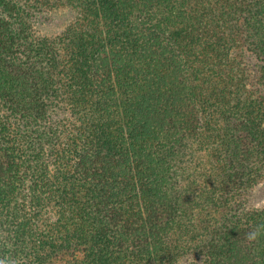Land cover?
Here are the masks:
<instances>
[{
  "label": "trees",
  "instance_id": "obj_1",
  "mask_svg": "<svg viewBox=\"0 0 264 264\" xmlns=\"http://www.w3.org/2000/svg\"><path fill=\"white\" fill-rule=\"evenodd\" d=\"M263 182L264 0H0V258L264 264Z\"/></svg>",
  "mask_w": 264,
  "mask_h": 264
},
{
  "label": "rangeland",
  "instance_id": "obj_2",
  "mask_svg": "<svg viewBox=\"0 0 264 264\" xmlns=\"http://www.w3.org/2000/svg\"><path fill=\"white\" fill-rule=\"evenodd\" d=\"M63 21L62 16L56 15L40 20L37 27L42 33H55L61 29ZM257 201H264V182L253 191V202L256 204Z\"/></svg>",
  "mask_w": 264,
  "mask_h": 264
},
{
  "label": "clouds",
  "instance_id": "obj_3",
  "mask_svg": "<svg viewBox=\"0 0 264 264\" xmlns=\"http://www.w3.org/2000/svg\"><path fill=\"white\" fill-rule=\"evenodd\" d=\"M262 206H264V201H257L255 204V207L257 209H260ZM262 236H264V224L258 225L252 228L251 230L247 231L244 234V239L247 240L250 244H254L259 241ZM0 264H27V260L14 256H4L0 258Z\"/></svg>",
  "mask_w": 264,
  "mask_h": 264
}]
</instances>
